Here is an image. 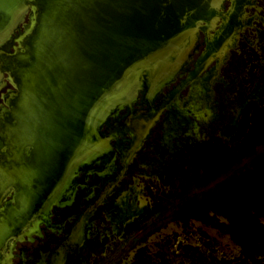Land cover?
<instances>
[{
    "label": "flooded vegetation",
    "instance_id": "af4514ba",
    "mask_svg": "<svg viewBox=\"0 0 264 264\" xmlns=\"http://www.w3.org/2000/svg\"><path fill=\"white\" fill-rule=\"evenodd\" d=\"M205 15L159 88L108 113L76 160L6 147L0 208L33 209L9 220L0 264H264V0ZM196 86L205 118L187 105ZM23 179L43 202L21 200Z\"/></svg>",
    "mask_w": 264,
    "mask_h": 264
},
{
    "label": "water",
    "instance_id": "95a60500",
    "mask_svg": "<svg viewBox=\"0 0 264 264\" xmlns=\"http://www.w3.org/2000/svg\"><path fill=\"white\" fill-rule=\"evenodd\" d=\"M219 1L0 0V89L13 87L0 95L9 107L1 105L0 156L7 146L38 144L49 154L58 145L76 160L108 113L145 84L159 88ZM30 183L21 181V200L43 202L45 189L33 193ZM32 209L0 208V244L9 220H28Z\"/></svg>",
    "mask_w": 264,
    "mask_h": 264
},
{
    "label": "rangeland",
    "instance_id": "374dc122",
    "mask_svg": "<svg viewBox=\"0 0 264 264\" xmlns=\"http://www.w3.org/2000/svg\"><path fill=\"white\" fill-rule=\"evenodd\" d=\"M9 86H3L0 89V95L7 89ZM211 91L209 89H203V87H194L193 93L188 98L187 105L191 107L195 112L200 113V115L205 118L206 114L205 112L210 108L212 104L211 100ZM1 103V100H0ZM6 151V149H4Z\"/></svg>",
    "mask_w": 264,
    "mask_h": 264
}]
</instances>
